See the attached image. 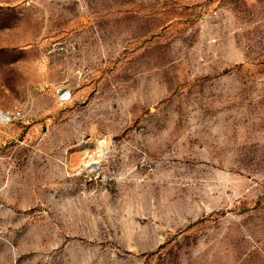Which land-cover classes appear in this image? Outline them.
I'll use <instances>...</instances> for the list:
<instances>
[{"label": "rangeland", "instance_id": "rangeland-1", "mask_svg": "<svg viewBox=\"0 0 264 264\" xmlns=\"http://www.w3.org/2000/svg\"><path fill=\"white\" fill-rule=\"evenodd\" d=\"M0 264H264V0H0Z\"/></svg>", "mask_w": 264, "mask_h": 264}, {"label": "bare ground", "instance_id": "bare-ground-1", "mask_svg": "<svg viewBox=\"0 0 264 264\" xmlns=\"http://www.w3.org/2000/svg\"><path fill=\"white\" fill-rule=\"evenodd\" d=\"M0 117L4 121L5 119H8V115L0 111Z\"/></svg>", "mask_w": 264, "mask_h": 264}]
</instances>
